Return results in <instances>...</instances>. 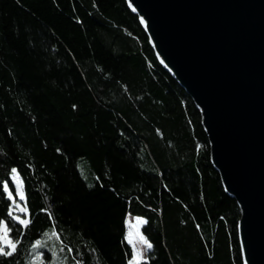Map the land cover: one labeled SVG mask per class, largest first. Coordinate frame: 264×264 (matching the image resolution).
Segmentation results:
<instances>
[{
	"label": "trees",
	"instance_id": "16d2710c",
	"mask_svg": "<svg viewBox=\"0 0 264 264\" xmlns=\"http://www.w3.org/2000/svg\"><path fill=\"white\" fill-rule=\"evenodd\" d=\"M128 215L147 221L141 264H244L201 111L128 1L0 0V220L19 241L0 264H128Z\"/></svg>",
	"mask_w": 264,
	"mask_h": 264
},
{
	"label": "water",
	"instance_id": "95a60500",
	"mask_svg": "<svg viewBox=\"0 0 264 264\" xmlns=\"http://www.w3.org/2000/svg\"><path fill=\"white\" fill-rule=\"evenodd\" d=\"M127 1L201 111L244 264H264V0Z\"/></svg>",
	"mask_w": 264,
	"mask_h": 264
},
{
	"label": "snow or ice",
	"instance_id": "6c2138e0",
	"mask_svg": "<svg viewBox=\"0 0 264 264\" xmlns=\"http://www.w3.org/2000/svg\"><path fill=\"white\" fill-rule=\"evenodd\" d=\"M12 173H16V169L13 168L12 169ZM3 191L5 193H7V198L8 200L12 201V203L15 205V207L20 211V212H25L26 208L20 207L19 204H16L15 199L13 197V193L12 191L9 190V185L7 183L3 184ZM16 193L19 196L20 200H24L25 197L23 195V192L19 186V183L17 184L16 187ZM8 216H10L13 220L17 221L20 225H22L23 227H27L30 223L29 220L27 219H21L20 216H14L12 211L8 212ZM143 223H147V221H143ZM11 229L8 227V225L3 221L0 220V256L3 257H11L13 256V254L16 252L17 249V243L19 241H16L15 243L12 240L8 239V233ZM47 235V234H46ZM52 236H56V232L53 231ZM131 242V241H129ZM140 242L145 246L144 251H148L150 249H152L153 245L144 237V236H140ZM5 246H7L10 250L6 251L5 250ZM40 243L37 242V244L35 245V247H39ZM53 257H56V252L53 251L52 253ZM142 258V254L139 250H137L135 252V256L133 257V259L136 261V264H139L140 259ZM37 260H40V257L38 256L36 258ZM52 264H56V260L54 259ZM129 264H132V261L129 262Z\"/></svg>",
	"mask_w": 264,
	"mask_h": 264
},
{
	"label": "rangeland",
	"instance_id": "374dc122",
	"mask_svg": "<svg viewBox=\"0 0 264 264\" xmlns=\"http://www.w3.org/2000/svg\"><path fill=\"white\" fill-rule=\"evenodd\" d=\"M82 172L84 174V177L89 181L90 177L85 172V170H84L83 167H82ZM11 178H12V181H13V183L15 185V188L17 187V184L19 183V186H20V188H21V190L23 192V195L25 197L24 200H20L19 199V196L16 193V195H13V197L15 199V202H16V204H19L20 207L26 208V211L25 212H20L15 207V205L13 203L11 204L10 211H12V213H13L14 216H20L21 219H27V220H29V218H30V216H29V209H28V206H27L26 194H25V187H24L23 179H22L21 175L19 174V172L17 170H16V173L15 174L12 173ZM9 190H10V188H9ZM129 217H136L138 219V225H137L138 227L136 226V229H134V227H131V229H128V218ZM143 221H146V219L144 217H141V216L128 215V217H127L126 240H127V242L132 247L133 256L129 260V262L132 261V264H136V261L133 259V257L135 256V252L137 250H139L141 252V254H142V258L140 259L139 264H141L143 261L147 260L148 254H149V252L151 250L150 249L148 251H144L145 246L140 242V236H144L147 239V237L144 235V233L142 231L143 230V226L145 225V223H143ZM135 230H138V231L136 232ZM8 239L9 240H12V238L10 237V231L8 233ZM129 241H131V242H129ZM13 242L15 243V241H13ZM5 250L8 251L10 249L7 246H5ZM37 255L39 256L41 254H37ZM129 262H128V264H129Z\"/></svg>",
	"mask_w": 264,
	"mask_h": 264
}]
</instances>
